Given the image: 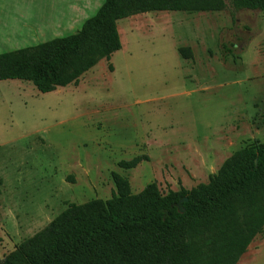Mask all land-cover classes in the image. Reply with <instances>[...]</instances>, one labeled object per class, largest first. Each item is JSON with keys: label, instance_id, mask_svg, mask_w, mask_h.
I'll use <instances>...</instances> for the list:
<instances>
[{"label": "rangeland", "instance_id": "374dc122", "mask_svg": "<svg viewBox=\"0 0 264 264\" xmlns=\"http://www.w3.org/2000/svg\"><path fill=\"white\" fill-rule=\"evenodd\" d=\"M117 27L121 48L77 84L43 93L0 80V263L68 203L109 198L113 171L132 193L155 181L165 194L207 183L234 151L264 141V11L226 0ZM140 154L134 168L118 165ZM236 264H264V230Z\"/></svg>", "mask_w": 264, "mask_h": 264}, {"label": "trees", "instance_id": "16d2710c", "mask_svg": "<svg viewBox=\"0 0 264 264\" xmlns=\"http://www.w3.org/2000/svg\"><path fill=\"white\" fill-rule=\"evenodd\" d=\"M229 3L234 9L264 11V0ZM224 8L226 0H104L79 30L0 52V80L31 81L43 93L77 84L83 73L121 48L119 19L150 11ZM178 52L192 56L189 47ZM146 159L140 154L118 165L130 169ZM111 177L115 190L109 198L68 203L0 264H236L264 230V141L234 151L207 183L190 189L180 186L163 194L152 181L132 193L127 177L114 171Z\"/></svg>", "mask_w": 264, "mask_h": 264}, {"label": "crops", "instance_id": "0c3cea01", "mask_svg": "<svg viewBox=\"0 0 264 264\" xmlns=\"http://www.w3.org/2000/svg\"><path fill=\"white\" fill-rule=\"evenodd\" d=\"M103 1L0 0V50L71 34L95 14Z\"/></svg>", "mask_w": 264, "mask_h": 264}, {"label": "water", "instance_id": "95a60500", "mask_svg": "<svg viewBox=\"0 0 264 264\" xmlns=\"http://www.w3.org/2000/svg\"><path fill=\"white\" fill-rule=\"evenodd\" d=\"M255 163H257V160H255ZM184 199L186 200V197Z\"/></svg>", "mask_w": 264, "mask_h": 264}]
</instances>
